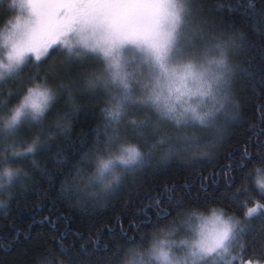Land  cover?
<instances>
[{
  "label": "snow or ice",
  "instance_id": "6c2138e0",
  "mask_svg": "<svg viewBox=\"0 0 264 264\" xmlns=\"http://www.w3.org/2000/svg\"><path fill=\"white\" fill-rule=\"evenodd\" d=\"M151 7L139 0H25L26 18L5 38L8 63H0L5 70H19L28 55L36 62L31 81L22 89H10L0 99V132H6L13 142L23 137L25 145L10 144L8 156L14 160L29 156L35 169L44 174L46 166L38 163V155L51 149L60 154L71 146L73 154L78 153L76 174L87 172L83 177L86 185L99 183L113 200L127 193L123 204L126 215L117 213L114 224H102L94 234L74 233L82 241L79 254L84 258L77 264H86L100 254L106 257V264H124L126 257L145 253L149 259L141 264L153 260L177 264L171 259L174 246L186 249L183 264H221V260L222 264H264V113H259V124L247 123L242 138L233 141L231 134L222 138L229 147L222 154L220 167L210 165L207 174L196 169L195 176L179 183L165 180L154 190H141L138 180L147 175L143 161L152 156L151 151L141 149V142H147L148 135L156 136L154 143L163 144L167 139L170 147L165 158L173 151V141L186 147L195 139V132L190 136L185 130L206 126L207 118L219 111L208 101L217 100L216 93L225 83L223 73L215 70L225 66L223 58L205 54L203 58L174 60L170 42L157 44L159 20L148 29H116L110 24L112 17L137 19ZM98 12L104 15H95ZM178 23L177 16L173 31ZM69 37L76 38L79 50H72ZM62 46L68 48L65 62L69 70L73 65L89 66L88 103L96 107L95 118L103 122L81 130L80 147L71 143L72 117L78 118L84 105L68 83L50 81L49 70L41 64L52 49ZM125 48L143 53L141 63L147 71L141 76L121 70ZM234 104L232 120L239 122L242 105ZM22 129H27V135ZM0 158L7 157L0 152ZM69 159L65 154L56 163ZM117 167L120 173L114 171ZM22 171V167L8 166L4 174L11 179ZM237 202L244 206V220L258 219L260 224L238 227ZM109 203L105 200L104 206ZM63 240L62 234L57 243L63 260L58 264H71ZM234 244L238 246L235 253L231 250Z\"/></svg>",
  "mask_w": 264,
  "mask_h": 264
},
{
  "label": "trees",
  "instance_id": "16d2710c",
  "mask_svg": "<svg viewBox=\"0 0 264 264\" xmlns=\"http://www.w3.org/2000/svg\"><path fill=\"white\" fill-rule=\"evenodd\" d=\"M177 5L180 20L177 35L170 42L173 41V59L190 56L203 58L205 54L216 59L223 58L225 66L215 70L223 73L225 83L216 93L217 100L208 101L210 106L215 103L219 111L207 118L206 126L185 130L190 136L195 132V139L189 140L186 147L173 141V151L165 158L170 147L167 139L163 144L154 143L156 136L148 135L147 142H141V149L152 153L151 159L145 156L143 161L147 175L142 181L138 180L142 191L154 190L165 180L179 183L187 176H195L196 169L207 174L211 170L210 165L220 167L224 163L222 154L229 147L221 142L222 138L229 134L233 141L242 138L247 123L259 124L262 120L259 113H264V0H177ZM20 10L19 0H0V33ZM195 41L196 47L193 46ZM131 53L133 57H127L125 72L139 77L146 72L143 69L146 66L140 62L143 55L136 50ZM67 55L68 50L54 48L41 64L49 70L50 81L59 83L63 80L68 83L84 105L79 117H72L71 143L80 147L81 130L103 122L95 118L96 107L88 103L91 95L86 88L89 66L73 65L69 70L65 62ZM134 57L138 60L135 61ZM35 63L34 57L26 58L21 69H12L0 76V99L5 98L10 89H22L24 84L31 81ZM58 65L69 76L58 75L55 68ZM141 66L144 67L140 69ZM234 101L242 105V120L239 122L232 120L236 113ZM60 108L65 110L63 103ZM22 131L27 135V129ZM10 144L12 147L25 146L23 137H17L13 142L6 132H0V152L7 157L0 158V264H58L63 260L59 252L60 244L57 243L62 234L63 245L69 249L68 255L72 257L71 264H77L84 258L79 254L82 241L74 233L94 234L100 225L114 224L117 213L126 215L123 204L127 193L122 192L119 199L113 200L99 183L91 187L86 185L83 177L87 172L80 176L76 174L78 153L73 154L71 146L60 154L55 149L41 152L37 161L41 167L46 166L44 174H41L31 164V157L24 156L20 160L9 157ZM202 152H207L208 156H202ZM65 154L70 159L57 164L56 160ZM8 166L22 167L24 171L9 179L4 174ZM114 171L120 173L121 169L117 167ZM1 177H4L6 184ZM105 200L110 202L107 207L104 206ZM234 210L240 218L238 227L249 223L260 224L258 219L252 222L243 219L244 206L240 202H237ZM237 249L238 246L234 244L231 250L235 253ZM171 251L174 259L180 260L178 264H183L186 249L174 246ZM142 259L148 260L149 257L145 253ZM223 259H227V256ZM64 264L69 262L64 261ZM86 264H106V257L100 254ZM151 264L157 262L153 260Z\"/></svg>",
  "mask_w": 264,
  "mask_h": 264
},
{
  "label": "rangeland",
  "instance_id": "374dc122",
  "mask_svg": "<svg viewBox=\"0 0 264 264\" xmlns=\"http://www.w3.org/2000/svg\"><path fill=\"white\" fill-rule=\"evenodd\" d=\"M139 2L151 4V5H153V7L144 10V12L141 14V16L137 19H134V20H126V19H122L119 17H112L110 19L111 26L113 28H116V29H120V28H124V27H128V26H136L138 28L148 29L152 26V24L156 20H159L160 27L158 28L157 34L155 36L156 43L157 44H163L165 42H171L172 38L175 37V35H177L176 33H177V29H178V27L176 26L175 30L173 31V23L175 22L177 16L180 17L179 10L177 8L178 7L177 0H139ZM24 3H25V0H19L20 9H21L20 12L15 13L14 18H12L9 21L8 26L5 29H3V31L0 33V63H4V64L8 63L7 52L9 51V47L5 43V38L9 37L10 35L13 34V32L17 31L16 25L18 24V22H22L26 18V10L24 8H22V5ZM95 15L103 16L104 13L98 12ZM179 20H180V18H179ZM191 26H192V23H191ZM68 39H69V43L73 45L72 50H76V51L79 50L78 45L75 44L76 38L75 37H69ZM194 43L195 44L193 46L196 47L197 42L195 41ZM206 43L208 44V40ZM172 44H173V41L171 43V48H172ZM61 48L68 50L67 46H62ZM203 48H205V47H203ZM133 51H135V50L130 49V48H125L122 51L120 63L122 66L121 70L123 72L126 71L125 70V64H126L125 62L128 59L127 57H129V56L133 57V55H132L133 53H131ZM136 52L138 53V51H136ZM57 53L59 55H61L60 52H57ZM141 54L143 55V53H141ZM64 55H66V53ZM31 57H33V56L32 55L26 56V58H31ZM136 59L138 60V58H135V61H136ZM140 59H142V56H140ZM142 67H144V66H141L140 69ZM55 68H57V74L61 75V77H62V75L69 76V74L66 72V70H64L62 67H60V65L56 66ZM61 69L63 71H60ZM143 69H144V71H147V68L144 67ZM10 70H12V69H10ZM10 70H5L4 68H0V73L6 74ZM138 73H139V71H137V74ZM73 78H75V77H73ZM1 179L3 180V183L6 184L4 177H1ZM165 248H167L166 245H165ZM171 259L176 261L177 264L180 261L179 259L178 260L174 259L173 255L171 256Z\"/></svg>",
  "mask_w": 264,
  "mask_h": 264
},
{
  "label": "clouds",
  "instance_id": "9594fccd",
  "mask_svg": "<svg viewBox=\"0 0 264 264\" xmlns=\"http://www.w3.org/2000/svg\"><path fill=\"white\" fill-rule=\"evenodd\" d=\"M142 256L143 255L137 256L135 254H132L129 257L125 258L124 264H141V261H145L142 259Z\"/></svg>",
  "mask_w": 264,
  "mask_h": 264
}]
</instances>
